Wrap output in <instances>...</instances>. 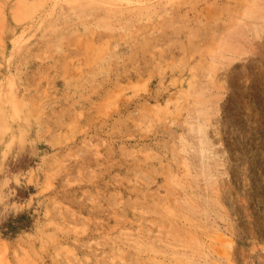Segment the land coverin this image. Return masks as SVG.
<instances>
[{
  "label": "rangeland",
  "instance_id": "rangeland-1",
  "mask_svg": "<svg viewBox=\"0 0 264 264\" xmlns=\"http://www.w3.org/2000/svg\"><path fill=\"white\" fill-rule=\"evenodd\" d=\"M249 6L0 0V264H264Z\"/></svg>",
  "mask_w": 264,
  "mask_h": 264
},
{
  "label": "bare ground",
  "instance_id": "bare-ground-1",
  "mask_svg": "<svg viewBox=\"0 0 264 264\" xmlns=\"http://www.w3.org/2000/svg\"><path fill=\"white\" fill-rule=\"evenodd\" d=\"M249 11H248V18H249V21L248 22H245L243 24H239V25H235L236 27L228 32L226 35H225V42L226 40L228 41H231L232 42V47L237 51L238 50V54H244L245 52V49L247 48L248 46V43H249V40L251 38V36L256 37V34L263 31L264 30V0H249ZM246 5V4H245ZM247 9V8H245ZM245 14V13H244ZM240 17V16H239ZM236 18V16H235ZM237 22V21H236ZM253 30L255 32H253ZM258 35V34H257ZM263 35H261L262 37ZM224 37V36H223ZM224 39V38H223ZM255 40V39H254ZM261 40V39H260ZM252 42V41H251ZM257 42V40H256ZM221 43V42H220ZM258 43V42H257ZM227 44V43H226ZM258 45V44H256ZM262 46V45H261ZM264 46V45H263ZM253 47V45H252ZM259 47V45H258ZM258 49V48H257ZM263 49V48H261ZM251 51V50H250ZM253 51V50H252ZM259 51V50H258ZM257 52V51H256ZM235 55V54H234ZM264 55V54H263ZM254 56V55H253ZM252 57V56H251ZM263 57V56H262ZM257 58V57H256ZM250 59V58H249ZM252 59V58H251ZM263 59V58H262ZM242 60V59H241ZM258 60V59H257ZM263 61V60H261ZM239 62V61H238ZM245 62V61H244ZM258 62V61H257ZM243 63V62H242ZM227 64V63H226ZM241 64V62H240ZM255 64V63H254ZM252 65V64H251ZM253 66V65H252ZM257 67H259V65H257ZM242 68V67H241ZM260 68V67H259ZM258 69V68H257ZM254 70V69H253ZM238 71H236V73H238ZM241 73V72H240ZM256 73V72H254ZM245 74V73H244ZM248 74V73H247ZM251 75V74H250ZM234 78V77H233ZM246 78V77H245ZM249 78V76H248ZM232 80V79H231ZM245 80V79H244ZM248 80V79H247ZM235 83V82H234ZM223 84V83H222ZM191 85V84H190ZM253 85V84H252ZM220 88V86H218ZM225 87V86H224ZM226 88V87H225ZM224 88V90H225ZM191 89V88H190ZM238 91V89H237ZM220 92V91H219ZM242 94V93H241ZM240 95V94H239ZM258 95V94H257ZM263 95V94H262ZM246 96V95H245ZM255 96V95H254ZM260 96V95H259ZM264 96V95H263ZM198 97V96H197ZM239 97V96H238ZM238 97H235L236 99H238ZM199 98V97H198ZM241 99H243L242 97H240ZM258 98V97H257ZM262 98V97H261ZM246 99V98H245ZM196 100V99H195ZM235 100V99H234ZM258 100V99H257ZM262 100V99H261ZM216 102V101H215ZM247 102V101H246ZM253 102V101H252ZM258 102V101H257ZM262 103V102H261ZM242 104V103H241ZM245 104V103H244ZM248 104V103H247ZM255 104H257L255 102ZM193 105V104H192ZM241 106V105H240ZM247 106V105H246ZM249 106V104H248ZM247 106V107H248ZM244 107V106H243ZM215 110V109H214ZM245 110H243L244 112ZM240 112V111H239ZM187 115V114H186ZM197 115V114H196ZM239 115V114H238ZM219 118V117H218ZM220 120V119H219ZM201 122V121H200ZM216 123V122H215ZM186 124V123H185ZM207 126V125H205ZM215 126V125H214ZM186 127V126H185ZM208 127V126H207ZM212 127V126H211ZM192 130L193 132H196L198 131V128L195 127V126H191V128H189V130ZM209 129V128H208ZM212 129V128H211ZM216 130V129H214ZM218 130V129H217ZM216 130V131H217ZM184 131V130H183ZM208 131V130H207ZM186 132V131H185ZM214 132V131H213ZM219 132V131H218ZM188 133V132H187ZM209 133V132H208ZM211 133V132H210ZM204 134V133H203ZM216 134V133H215ZM183 135V134H182ZM219 135V134H218ZM208 136V135H207ZM184 137V136H183ZM216 137V136H215ZM207 138V137H206ZM180 140H183L184 139H180ZM179 140V141H180ZM210 141V140H209ZM220 141V140H219ZM222 141V140H221ZM220 141V142H221ZM211 142V141H210ZM188 145V144H187ZM184 146V145H183ZM186 146V145H185ZM213 146V145H212ZM218 146V145H217ZM191 147V146H190ZM210 147V146H209ZM202 149V148H200ZM187 150V149H186ZM205 150V148H204ZM202 150V151H204ZM186 153V152H185ZM187 155V154H186ZM187 158V157H186ZM189 161V160H187ZM220 161V160H219ZM191 164V163H190ZM189 165V164H188ZM219 165V164H218ZM221 166V165H220ZM223 166V165H222ZM213 167V166H212ZM219 167V166H218ZM195 169V168H194ZM210 175V174H209ZM212 176V175H211ZM207 179V178H206ZM202 185V184H201Z\"/></svg>",
  "mask_w": 264,
  "mask_h": 264
}]
</instances>
